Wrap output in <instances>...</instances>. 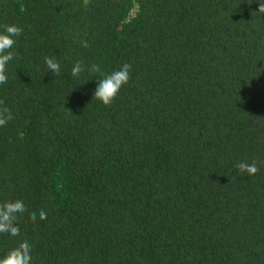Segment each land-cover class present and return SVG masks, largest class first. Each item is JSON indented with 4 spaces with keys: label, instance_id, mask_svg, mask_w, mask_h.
I'll use <instances>...</instances> for the list:
<instances>
[{
    "label": "trees",
    "instance_id": "trees-1",
    "mask_svg": "<svg viewBox=\"0 0 264 264\" xmlns=\"http://www.w3.org/2000/svg\"><path fill=\"white\" fill-rule=\"evenodd\" d=\"M257 10V0H0V26L23 29L0 85L14 117L0 127V203L27 209L18 237L0 234V257L27 240L32 264H264ZM78 60L85 71L72 78ZM125 62L131 78L106 107L89 67ZM253 160L259 172L239 175L235 164Z\"/></svg>",
    "mask_w": 264,
    "mask_h": 264
},
{
    "label": "clouds",
    "instance_id": "clouds-1",
    "mask_svg": "<svg viewBox=\"0 0 264 264\" xmlns=\"http://www.w3.org/2000/svg\"><path fill=\"white\" fill-rule=\"evenodd\" d=\"M90 0H82V6L87 8ZM257 12L264 14V0H257ZM23 34V29L14 24H5L0 26V85L6 84L8 76L6 75V66L12 61L16 53L12 51L16 44V38ZM81 47H89L87 40L80 41ZM47 72H51L54 76L60 75V64L52 57L46 56L44 58ZM92 73H98L102 78L97 80L96 88L93 93V98L100 101L104 106H110L121 88L128 84L130 80V73L132 65L130 63H123L118 70L110 74H103L98 64H92L89 67ZM85 71L84 62L78 60L71 69V77L78 78L82 72ZM13 113L9 107L6 106L5 101L0 99V127L7 125L8 121L12 120ZM238 174L248 177L255 176L259 172L257 162L253 160L251 163L247 161H240L235 164ZM27 211L22 200H9L0 203V234H7L10 237H18L20 235V228L18 226L19 216ZM29 221L35 223L37 220V213H29ZM47 213L41 209L39 211V219L45 220ZM32 245L24 240L18 246L10 249L6 255L0 257V264H32Z\"/></svg>",
    "mask_w": 264,
    "mask_h": 264
}]
</instances>
